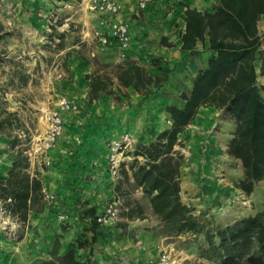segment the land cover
<instances>
[{
	"label": "rangeland",
	"instance_id": "obj_1",
	"mask_svg": "<svg viewBox=\"0 0 264 264\" xmlns=\"http://www.w3.org/2000/svg\"><path fill=\"white\" fill-rule=\"evenodd\" d=\"M30 2L32 4V1ZM62 5L66 12L58 14V20L60 17L70 16L68 22L75 26L71 29L66 25L65 28L74 31L75 36L72 41H76L77 37L81 39L83 17L87 18L95 13L88 10L85 4H81V0ZM47 25L46 29L51 27L50 23ZM260 25L262 27V24ZM9 27L5 23L2 33H5ZM91 31L92 35L93 29ZM263 35L264 30H261V36ZM21 37L20 44L23 46L16 50L7 48L6 41L0 40V78L4 76L5 67L8 66L18 67L20 70L31 68L34 74L32 83L28 87L18 90L9 84L10 90L15 91L12 101L21 109L22 127L14 131L13 135L16 138L5 137L6 159L12 164L16 150L27 148L29 138L40 135L43 125L40 119L42 111L51 109L59 95L66 96L67 90L71 91L75 95L72 99L81 107L76 113H65L68 114L65 120V132L58 146L55 147V150L63 148V154L58 157L55 150L50 152L48 155L50 165L45 164L43 156L27 161L29 171L37 174L44 183V189L53 194L60 190L63 176L77 175L72 188L74 197L86 199L91 204V197L85 192H95L92 182L96 180L93 175L99 173L97 168H100L103 161L106 165L108 142L124 132L130 133L136 140L137 133L145 126L154 129L168 126L170 122L164 113V107L170 103L178 104L179 94L189 91L191 79L196 71L195 67H198L195 65V57L179 54L175 65H170L168 83L160 91L146 98L133 94V97L124 99L122 104H115L110 98H103L99 107L100 112H97L93 108L100 101L87 104L86 96L81 95V87H83V84L79 83V81L83 82L81 74L79 79H74L77 86L69 88L68 82L72 78V73L64 60L54 57L57 51L52 44L57 42L46 37L45 39L51 42L48 44L50 48L38 52L40 46L39 48L36 46L34 35ZM87 43L77 51L80 56L88 58L91 65L95 57H92L90 52L95 50L96 41L92 39ZM151 51V49L149 52L146 51L145 61L142 63L151 73H155L156 70L151 66V57H157L162 64L170 61V57L168 51L162 54ZM37 53L40 55L39 58L37 57L39 64L34 61ZM64 53L67 56V51ZM44 55L45 58H42ZM57 73H62V77L56 78ZM262 96L264 98V91ZM0 100L5 103L3 99ZM200 113L203 119L199 121L198 110L195 119L179 136L182 145L178 148L183 155L181 168L184 173L181 181L184 189L182 199L198 218L202 228L214 229L262 211L264 179L256 183L254 192L249 196L234 187V183L243 178V173L239 161L227 155L231 123L221 112L211 108L200 110ZM75 124L76 126L72 128ZM22 133H25L26 137L18 136ZM69 138H73L74 145L67 142ZM14 139H16L15 146L17 145L15 148L12 145ZM73 146L76 151L69 150ZM0 150L2 154L3 149ZM130 161L131 157L126 158L124 164ZM58 173L60 176L57 177ZM107 182L106 187L102 188V196L106 198V202L102 201L104 205L119 197L127 210L122 211L117 219L101 225L100 236L90 252L81 249L77 251L83 259L89 256V264H157L159 250L169 246L174 249L175 264H187L199 260L198 247L202 235H166L159 219L150 210L148 198L135 191L134 185L127 180L122 170L115 183L110 178ZM96 199L103 198L96 196ZM49 205V208L41 213L31 212L26 222H20L15 218L16 227L12 230L7 226L2 231L0 223V236L5 244L4 249L0 250V264H42L43 261L50 259L49 251L53 239L61 233L59 225L65 219L71 220V224L62 234V247L68 246L75 239L79 226L74 219H61L60 215H64L63 207L56 202ZM84 223L88 224L86 220Z\"/></svg>",
	"mask_w": 264,
	"mask_h": 264
},
{
	"label": "trees",
	"instance_id": "obj_2",
	"mask_svg": "<svg viewBox=\"0 0 264 264\" xmlns=\"http://www.w3.org/2000/svg\"><path fill=\"white\" fill-rule=\"evenodd\" d=\"M184 14L185 27L179 36L181 52L194 56L197 42L205 46L207 41L204 50L210 54L195 71L189 91L179 94L180 102L164 107L168 127L141 128L134 150L128 153L130 176L123 169L124 162L120 171L148 198L150 210L166 235H202L199 260L187 264H264V209L223 227L202 228L190 207L181 200L183 155L178 148L182 145L180 134L195 119L198 110L214 109L232 126L227 155L239 161L243 173L234 187L249 196L256 183L264 179V86L257 83V69L264 76V37L258 27L264 14V0H218L212 11L187 7ZM2 30L0 25V40L4 38ZM55 45L63 48L64 36ZM151 59L155 73L132 61L103 63L95 57L90 71L84 75L88 82L86 103L104 97L122 104L130 98L129 88L143 98L160 91L169 81L171 67L157 57ZM3 105L0 100V136L16 138L13 133L22 127L20 119ZM15 143L16 139L14 148ZM26 149L16 150L7 176L0 178V198L5 201L6 210L20 222H26L31 212L41 213L50 206L44 199L42 179L29 171ZM69 150L76 151L74 146ZM76 176H63V184L54 195L55 202L64 209L65 218L74 219L79 226L78 234L68 246L62 247V234L71 224V220L65 219L59 225L61 233L53 239L50 259L42 264H89V256L83 259L77 251L90 252L100 236L102 226L96 217L101 209L86 199L74 197Z\"/></svg>",
	"mask_w": 264,
	"mask_h": 264
},
{
	"label": "crops",
	"instance_id": "obj_3",
	"mask_svg": "<svg viewBox=\"0 0 264 264\" xmlns=\"http://www.w3.org/2000/svg\"><path fill=\"white\" fill-rule=\"evenodd\" d=\"M30 1H32V4ZM74 1L76 0H72V2ZM120 1L122 3V13L120 15V18L123 19L125 23L129 24L131 29V36L133 39L131 54L128 61L144 65L142 61H145L144 59L146 51L149 52V49H151V52L155 54H162L165 53V51H168L167 54L170 57V61H168L166 64L169 66L175 65L176 60L179 59V54H188V52H181V40L179 38L180 34L183 32L185 27V9L189 7L201 12L212 11L213 6L217 5L218 3V0H150L147 5V8L143 12L139 13L136 9L135 0ZM65 3L71 2H67L66 0H0V25H2L3 28L5 23L10 26L6 29L4 33L5 36L2 40L3 42L4 40L6 41L5 46H7V48L16 50V48L23 46V44H20L22 41V35H34V37H36V46L38 48L40 46L37 51L42 52L43 50L50 48L48 44H51V42L47 41V39H45L46 37H48L49 40H54L55 42H58L59 37L64 36V42L66 43L63 48L57 47L55 44H52V47H56L55 50L57 51L55 52L54 57H57L61 61L64 60L67 64L66 66L68 70L72 73V78L69 79L68 82L70 83L69 88H75L77 86V83L74 81V79H79L81 74V76L83 77V82L79 81L80 84H83V87H81V95L86 96L88 82L84 79V75L90 71L91 65H89L88 58L80 56L79 51H77V49L81 46H86L88 44L87 42L92 41V29L93 32L97 29L105 30L106 26L101 24L100 18L96 14H90L89 16H87V18L83 17L81 32L82 37L81 39L80 37H77L75 39L76 41H72L74 40L73 37L75 36L74 31H70L69 29L65 28L66 25L69 26L71 29L75 26L73 25V23L68 22L70 16L63 18L60 17V19L58 20V14H64V12H66L64 7L62 8V4ZM81 4H85L86 6V0H81ZM3 19H5V21H3ZM48 23L52 25V28L48 27L46 29ZM260 24H262V27ZM258 27L259 33L261 35V30H264V14L259 20ZM261 37H264V35ZM23 43L25 44V42ZM207 46V41L205 43V46H203L202 43L198 41L194 48L197 54L191 57H195V65H198V67H195L196 70L205 64V60L210 54L209 51L204 50ZM33 48L34 47H31V49ZM66 51L70 52L69 56H65L64 52ZM199 51H202V53L199 54ZM90 55L92 57H96L97 59H99V61L103 63L120 62L117 58L115 50H113L112 48H109L106 52L103 53H96L93 49L90 52ZM35 57L36 58H34V61L38 62L37 64H39L40 61H37V57L39 58L40 55L37 53ZM42 58H45V55ZM21 62L23 63V61ZM5 70L6 72L4 73V76L0 78V98L5 101V103L3 102V106L10 111L16 112L17 116L20 119L21 109H19L17 103L12 101V97L15 96V91L10 90L11 88L9 84L15 86L18 90L22 89L23 87H28L32 83L34 74L32 73L31 68H24L20 70L18 67L8 66L5 67ZM257 71V83L259 85L264 86V76L259 75L258 69ZM21 77L25 78V81H22ZM128 93L130 97H133V94H135V96H138V94L131 88L128 89ZM66 96L72 99V97H74L75 95L72 94L71 91L67 90ZM103 98L104 97H101L99 100H97L100 102L95 106V108H93L97 112H100L99 107L102 105ZM204 109L205 108L199 109V121L203 119L200 110ZM46 110L48 109L42 111L40 115L41 120L42 114ZM67 115L68 114H64V121L67 119ZM42 123L43 125H41V133L37 137L34 136L36 138H40L44 134L45 124L43 120ZM75 126L76 124L72 125V128H74ZM167 127L168 126L162 127L160 130ZM140 132H138V135L140 134ZM73 138H69L67 142H72ZM0 149H3L2 154V151L0 150V178H5L7 176L8 170L11 167V163H9L6 159L5 136H0ZM55 151L58 157L64 152L63 148H56ZM124 167L127 171L128 176H130L128 165L124 164ZM100 168H97V170L99 169V173H95L93 175L94 179L96 180L95 182H92V185L95 186V192L85 193L91 197L90 205H95L98 206L99 209H102L105 206L102 201L106 202V198L102 196V188L106 187L109 175L106 170V165H104V161ZM180 173L182 181L184 178V173L181 167ZM56 176H60V173H58ZM128 180L130 182H133L130 177ZM135 191L143 195L139 188H136ZM183 193V183L181 182L180 195L182 201ZM96 196H99V198L103 199H96Z\"/></svg>",
	"mask_w": 264,
	"mask_h": 264
},
{
	"label": "built area",
	"instance_id": "obj_4",
	"mask_svg": "<svg viewBox=\"0 0 264 264\" xmlns=\"http://www.w3.org/2000/svg\"><path fill=\"white\" fill-rule=\"evenodd\" d=\"M136 9L139 13L143 12L150 0H135ZM87 9L95 13L102 25L106 26L105 30L97 29L93 32V39L96 41L95 52L103 53L109 48L115 50L117 58L120 62L128 61L132 48V36L129 24L120 18L122 13V3L120 0H86ZM95 54V53H94ZM93 54V55H94ZM62 73H57L56 78H61ZM80 104L65 95H59L55 99L54 106L46 110L42 114V120L45 124L44 134L40 138L30 137L27 143V149L24 151L28 160H34L39 156L44 157L46 165H50L51 161L48 157L49 153L58 146L64 129L65 113H76L80 111ZM18 136L26 137L25 133ZM136 140L130 133L124 132L119 137L111 139L107 146L106 170L109 178L115 183L120 175L122 163L129 158L128 153L134 150ZM44 191V199L49 205L55 202L56 197L53 193ZM126 211L119 197H115L113 201L104 206L96 217V221L100 225H106L110 221L118 218L122 211ZM64 219V215H60ZM17 220L5 208V201L0 198V223L2 231L7 226L11 230L16 227ZM5 244L0 236V250L4 249ZM174 249L166 246L162 247L158 253L157 264H175Z\"/></svg>",
	"mask_w": 264,
	"mask_h": 264
}]
</instances>
